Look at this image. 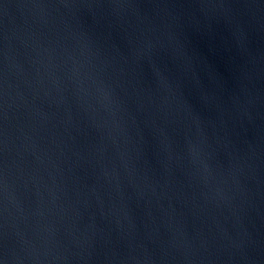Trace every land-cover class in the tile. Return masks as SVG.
<instances>
[{
  "label": "water",
  "instance_id": "water-1",
  "mask_svg": "<svg viewBox=\"0 0 264 264\" xmlns=\"http://www.w3.org/2000/svg\"><path fill=\"white\" fill-rule=\"evenodd\" d=\"M0 264H264V0H0Z\"/></svg>",
  "mask_w": 264,
  "mask_h": 264
}]
</instances>
